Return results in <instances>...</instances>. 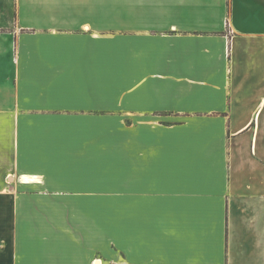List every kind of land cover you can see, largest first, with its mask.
<instances>
[{
	"label": "crops",
	"instance_id": "1",
	"mask_svg": "<svg viewBox=\"0 0 264 264\" xmlns=\"http://www.w3.org/2000/svg\"><path fill=\"white\" fill-rule=\"evenodd\" d=\"M0 264H264V0H0Z\"/></svg>",
	"mask_w": 264,
	"mask_h": 264
},
{
	"label": "rangeland",
	"instance_id": "2",
	"mask_svg": "<svg viewBox=\"0 0 264 264\" xmlns=\"http://www.w3.org/2000/svg\"><path fill=\"white\" fill-rule=\"evenodd\" d=\"M113 196H114V195H113ZM113 196L111 195L110 197H108V194L106 193V195H105V199H106V198L111 199ZM118 210H119V209H118ZM120 210H125V209H120ZM110 211H111V213H109V214H110V216H112V215H113V212H114V211H113V208H111ZM112 211H113V212H112ZM125 212H127V211H125ZM125 212H124L123 214H125Z\"/></svg>",
	"mask_w": 264,
	"mask_h": 264
}]
</instances>
